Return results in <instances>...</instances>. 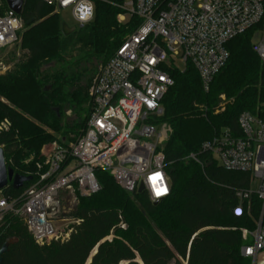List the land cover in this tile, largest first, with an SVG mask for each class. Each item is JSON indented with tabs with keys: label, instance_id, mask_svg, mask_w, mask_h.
Returning <instances> with one entry per match:
<instances>
[{
	"label": "trees",
	"instance_id": "obj_1",
	"mask_svg": "<svg viewBox=\"0 0 264 264\" xmlns=\"http://www.w3.org/2000/svg\"><path fill=\"white\" fill-rule=\"evenodd\" d=\"M124 1L94 0V19L65 34L53 5L24 0L28 57L0 76V96L7 100L0 99V121H10L0 131V147L15 172L34 181L45 144L73 142L86 130L92 111L88 89L97 67L137 27L136 18L118 22ZM252 39L248 30L227 43L228 60L208 91L191 63L172 72L159 119L172 127L163 147L170 195L155 204L146 191L129 193L98 170L102 188L80 198V223L65 242L39 245L20 217L6 214L0 221V248L9 238L18 241L3 254L2 264H251L241 251L251 243L241 227L255 229L261 202L251 196L250 221L248 213H232L239 202L236 192L251 186L250 174L224 169L200 148L223 128L240 135L238 118L244 111L264 118V64ZM221 102L225 109L215 113ZM21 191L5 188L12 195Z\"/></svg>",
	"mask_w": 264,
	"mask_h": 264
},
{
	"label": "built area",
	"instance_id": "obj_2",
	"mask_svg": "<svg viewBox=\"0 0 264 264\" xmlns=\"http://www.w3.org/2000/svg\"><path fill=\"white\" fill-rule=\"evenodd\" d=\"M42 1L58 12L70 10L79 27L95 16L94 0ZM122 8L118 21L136 18L137 27L95 77L84 133L69 144L53 141L36 163V179L19 194L0 189V221L8 213L20 217L39 245L70 239L80 218L67 214L64 199L68 195L76 202L78 196L100 191L98 170L129 193L143 183L154 202L170 195L163 150L169 130L159 119L175 69L183 71L191 63L208 91L228 60L227 43L248 30L253 32L252 49L264 64V0H125ZM24 26L21 14L0 1V74L10 68L3 52L15 45ZM9 126L7 120L1 122L0 131ZM238 126L240 135L223 128L200 151L224 169L250 174L251 186L236 192L239 202L232 213H250L253 194L260 200L255 229H241L244 238L252 237L242 254L256 261L264 252V118L244 111ZM156 174V187L167 189L159 196L151 179Z\"/></svg>",
	"mask_w": 264,
	"mask_h": 264
},
{
	"label": "rangeland",
	"instance_id": "obj_3",
	"mask_svg": "<svg viewBox=\"0 0 264 264\" xmlns=\"http://www.w3.org/2000/svg\"><path fill=\"white\" fill-rule=\"evenodd\" d=\"M54 12L57 13V14H59V15L61 16L62 20L64 21V23H66L69 27H71V28L79 27V26L76 25V23L74 22V20H73V18H72V16H71L70 10H63V11H61V12H58V11L54 8ZM123 12H124V10H123ZM123 12H121V13H123ZM118 15H119V14H118ZM117 18H118V16H117ZM128 21H129V19L127 18V20H126L125 23H127ZM118 22H119V21H118ZM119 23H120V22H119ZM122 24H124V23H122ZM26 29H27L26 26H24V29L21 31V33H20V35H19V39H18V41L15 43V45H13L11 48H9V49L7 50V52H6V51L3 52V55L5 54V58H6V60H7V63L10 65V68H9L5 73H7L9 70L14 69V67H15L17 64L19 65L20 61L25 60V59L28 57V53H29V51H28L27 48H26V40H27V36L25 35V34H26ZM1 53H2V52H0V55H1ZM103 64H104V63H101V64H99L98 67H97V70H96L95 76H94V78L92 79V82H91V84H90V86H89V89H88V94H89V96H90L91 85H92V83L94 82V79H95V77L98 75V73H99V71H100V68L102 67ZM180 67H184V66H180ZM263 67H264V66H263ZM180 69H181V68H180ZM5 73L0 74V76L3 75V74H5ZM90 97H91V96H90ZM221 98H222V99H225L226 97H225V95H221ZM0 99H1L2 101H7V100H6L4 97H2V96H0ZM199 109H200V110L204 109V106L201 105V106L199 107ZM224 109H225V102H221L219 105H217V106L214 108V112H215V113H219V112H222ZM66 113H67L68 116L72 115V111H71V110H68ZM6 120L10 123L9 119H7V118L1 120L0 123H1V122H5ZM165 123L167 124V128H168L169 132H168V136H167V138L164 140V143L169 139V137H170V135H171V133H172V127H171V125H170L169 123H167V122H165ZM45 129L48 130V128H46V127H45ZM75 141H76V140H75ZM73 142H74V141H73ZM69 143H71V142H67L66 144H69ZM50 144H51V143L45 144V145L42 147V149H41V154H42V155H43L46 151H48V150L50 149ZM163 147H164V144H163ZM30 160H32V157H31V158H28V160H26L25 162L27 163V162H29ZM80 198H81V197L78 196V198H77L78 200H76V202H74V201H71V200H74V198L72 199L71 196H68V195H67V196L65 197V199H64V205H65V209H66L68 215L73 216V217L76 216L77 207H78V205H79ZM69 208H70V209H69ZM5 217H6V215H4L3 219H5ZM251 219H252V218H251V215H250V213H248L247 221H248V220L250 221ZM245 224H246V223H245ZM241 229L252 230V229H251L250 227H248L247 225H243V226L241 227ZM246 240L252 242V237H251L250 235H247ZM184 264H185V263H184ZM251 264H253V261L251 262ZM256 264H264V252H260V253L258 254V258H257Z\"/></svg>",
	"mask_w": 264,
	"mask_h": 264
},
{
	"label": "water",
	"instance_id": "obj_4",
	"mask_svg": "<svg viewBox=\"0 0 264 264\" xmlns=\"http://www.w3.org/2000/svg\"><path fill=\"white\" fill-rule=\"evenodd\" d=\"M8 7L14 10L17 14H21L24 7V0H6ZM28 21V23H30ZM73 28L69 27L66 23H63V31L65 34L72 31ZM33 179L32 175H24L15 172V170L7 165L5 153L2 147H0V189H4L11 185L14 190H20L25 183L30 182ZM144 184L142 183L138 189V192L144 191ZM159 200L155 201L157 204ZM17 238H9L7 239L2 247L0 248V264L3 261V254L9 250V246L13 243L17 242Z\"/></svg>",
	"mask_w": 264,
	"mask_h": 264
},
{
	"label": "snow or ice",
	"instance_id": "obj_5",
	"mask_svg": "<svg viewBox=\"0 0 264 264\" xmlns=\"http://www.w3.org/2000/svg\"><path fill=\"white\" fill-rule=\"evenodd\" d=\"M151 179L153 181V186H154V189H155L157 196L162 195L167 191L166 188L156 187V181H157V179H160L159 174H156V176H153Z\"/></svg>",
	"mask_w": 264,
	"mask_h": 264
},
{
	"label": "crops",
	"instance_id": "obj_6",
	"mask_svg": "<svg viewBox=\"0 0 264 264\" xmlns=\"http://www.w3.org/2000/svg\"><path fill=\"white\" fill-rule=\"evenodd\" d=\"M257 261V260H256ZM256 261L255 260H253V264H256ZM185 264H187V262H184Z\"/></svg>",
	"mask_w": 264,
	"mask_h": 264
}]
</instances>
